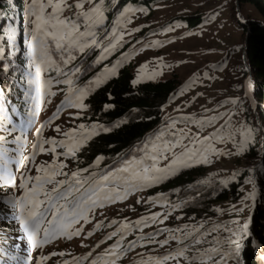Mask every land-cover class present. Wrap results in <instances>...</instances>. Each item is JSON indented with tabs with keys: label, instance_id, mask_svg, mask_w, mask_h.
Masks as SVG:
<instances>
[{
	"label": "snow or ice",
	"instance_id": "obj_1",
	"mask_svg": "<svg viewBox=\"0 0 264 264\" xmlns=\"http://www.w3.org/2000/svg\"><path fill=\"white\" fill-rule=\"evenodd\" d=\"M104 0H29L26 9V23L29 25L27 34L29 36V67L35 68L34 75L29 74L28 82L34 85L35 95L31 97L34 101L29 108L30 117H34L41 110L42 105L51 100L48 97H55L56 91H52V86L63 84L66 88L59 91L64 93V100L57 106L56 112L52 117L40 125L36 136L39 138L43 128L59 118V112L62 108L75 109V112H69L70 117L80 118V113L87 108L85 103L90 92L99 87L110 77L117 74L118 66L123 60L128 58V54H123V59L111 67L105 66L103 73L97 75L94 79L88 81L84 86H80L78 81L80 77L87 72V68L76 63L83 55H87L90 50L99 49V55L93 62L95 65L101 64L110 57L116 50L122 47L125 35H131V32L125 33L120 30V26L114 27L111 33H105L104 37H99V28L104 20L102 10ZM90 5L85 7V5ZM74 12L73 16L65 15V11ZM131 23V20H127ZM133 31H140L139 28ZM6 42H13L16 39V30L11 29L6 36H0ZM107 42L104 43L103 41ZM139 43V41H137ZM159 42H153L158 44ZM143 49H141L142 51ZM5 49L0 47V55H4ZM142 66L141 72H143ZM4 72L8 70V65H0ZM54 71L56 78H45V73ZM158 73L153 72L152 76ZM206 75V74H205ZM142 75L138 76L133 83H139ZM2 91V90H0ZM235 102V101H234ZM15 113L16 109H12ZM188 121L189 117H183ZM217 117L196 121L200 128L210 125ZM3 122H7L9 127L4 128ZM32 119H28L17 128L11 119L5 114L4 108L0 106V129L4 134H0V189H5L4 194L0 195V216L3 217L0 223L8 221L14 222L22 237L17 239H26L29 252L36 249H43L54 240L65 238L72 240L74 237H81L83 227H73V225L89 223V215L96 208L105 207L108 203H115L123 200L129 194L130 190H142L144 187L159 183L165 180L170 174L178 168L192 166L195 163H206L210 154H215V149L211 147L212 141L216 137H224L221 134L228 125L225 122L216 132L210 136L189 135L183 130L171 131L168 133L161 131L156 135L155 140L145 144L143 155L124 159L118 168H109L105 171L95 172L89 168H80L69 172L64 171L68 165L60 160L63 156L65 160L74 159L77 152L83 145L98 131H108L97 124L87 127L80 123L75 128H69L68 131H62L57 126L55 131L61 132L65 139H38L32 145L30 155H20V149L23 147V134ZM177 121H171L168 128H174ZM19 131L20 135H14ZM12 136L9 140L8 136ZM229 138L231 133L228 134ZM241 135L244 142L249 141L251 130L241 129ZM188 143L185 144L184 141ZM9 145H15L10 148ZM44 145H50L45 148ZM65 149L63 152H57V148ZM181 149L179 153L175 150ZM40 152H50L54 159L50 164L36 165V175L22 172L17 181V177L12 170V165H21L25 168L33 164L36 157V150ZM14 152L17 155H9ZM171 153V157L169 156ZM103 156H98L95 160V166L99 167ZM167 162L161 166L162 162ZM30 172V169H29ZM58 177H63L59 179ZM15 189L16 192L7 191ZM18 193V194H17ZM255 197V193H252ZM139 202V201H138ZM155 203V201H152ZM217 211H220L217 209ZM168 214L153 213L149 217H141L135 221V227L141 225L148 226L150 223L159 222L163 224L168 219ZM180 217H177L179 219ZM116 220H112L108 227L117 225ZM104 226L103 221L95 224V230ZM132 225L126 222H119V227L109 232L104 239L100 240L94 248L85 255L72 257L71 260L65 259L62 264H117L122 255L136 247V241H129L127 247L123 246L127 232ZM228 233L221 238L216 235L219 230ZM248 223H244L242 228L232 229L225 225L216 224L211 228H205L203 224L189 228L184 225L183 228L168 229L161 231L169 235L165 239H156L160 233H153L147 236H140V241L147 240L148 243H155L161 248L168 246L170 241H174L177 247L168 251L162 256H149L147 259L141 258L139 264H229L233 259L239 264L242 251L241 240L248 231ZM179 233V235H177ZM93 235V231L87 232V239ZM102 251L96 253L101 245L107 241H112ZM7 243V238L4 240ZM207 245V246H204ZM88 247V245H81ZM146 245L142 244L141 247ZM12 247L19 249V243H13ZM95 253V254H94ZM69 253L64 251H53L49 254H41L34 258V264H47L52 257H65ZM9 261H16V264H28V257L22 260L18 256L10 255L4 248L0 247V264H9Z\"/></svg>",
	"mask_w": 264,
	"mask_h": 264
},
{
	"label": "rangeland",
	"instance_id": "obj_2",
	"mask_svg": "<svg viewBox=\"0 0 264 264\" xmlns=\"http://www.w3.org/2000/svg\"><path fill=\"white\" fill-rule=\"evenodd\" d=\"M70 2L74 3L75 0H70ZM98 2L99 0H97ZM28 3L29 0H23L20 22L15 23L10 28V30H16L15 41L7 42L10 45V52H15L14 44H17L20 47L19 51L25 56L24 67L27 72L25 82L28 86L24 97L26 101L24 103L25 110L23 113L18 112L16 115L13 112L7 115L17 128L24 121L32 119V123L27 126L23 134V147L20 149V155L23 156L31 154L32 145L38 139L54 138L58 141L65 139L61 132L55 131L56 127L59 126L62 131H68L69 128H75L82 123L81 117L84 115V111H82L80 118L74 119L70 117L69 112H75V109L62 108L59 112V118L46 125L41 131L39 138L36 136L40 125L52 117V114L57 110V106L64 100V93L59 91V89L66 88V86L54 84L51 90L56 91L57 95L46 98V100H51V103L46 102L42 105L37 115L30 117L29 108L34 104L31 97L35 95V92L34 85L29 84L28 79L30 73L34 75L35 68L34 66L29 67V36L27 34L29 25L26 23ZM104 4L105 2L102 5L104 12L102 25L107 20L106 11L103 8ZM115 4L116 2L113 3L112 8H114ZM89 6L85 5L86 8ZM75 11L66 10L65 15L73 16ZM234 14L244 22L245 18L258 17L251 6H241L239 0H149L145 4L128 3L111 21L109 32L111 33L112 29L117 26H120V30L125 33L131 32V35H125L122 47L118 48L112 55L117 54L122 60L123 54H128V58L123 61L131 66L133 81L142 75L140 82L133 83V85L146 82H162L176 75L180 86L162 108L161 112L164 123V128L161 131L168 133L169 139L171 138V131L176 130H183L189 135L198 133L200 136H210L224 125L226 121L229 122L221 134L224 138L221 139L218 136L212 141L211 147L215 149V154L209 155L208 162L195 163L188 167L205 165L207 174L209 176L213 175L223 185L229 179L239 181L241 195L239 201L236 203L222 202L215 204L213 208L219 216L202 224L204 226L225 225L224 222L226 220L232 219L242 228L244 223H248L249 227L251 225L253 212L258 204L259 193L263 185L259 182L262 178L259 172L262 159L258 163L253 164V161L245 157L250 144L254 142V136L251 127L245 120L242 104L246 101L245 97L250 100L254 108L255 102L251 94L252 81L250 77L247 79L243 77L242 68L247 66L243 57L245 39ZM196 17L201 18L200 22L195 26H191V23L195 21L192 18ZM188 18L191 20H188ZM127 20H131V23H128ZM135 28H139L140 31H133ZM10 30L5 36L10 33ZM103 34L100 32L99 37H102ZM154 41L159 43L153 44ZM103 42L106 43L107 41L104 40ZM141 49L143 50L141 51ZM142 66H146L143 68V72H141ZM153 72L158 74L152 76ZM44 75L45 78L50 77L48 72ZM116 76L117 74L112 77ZM253 116L257 125H261L255 112ZM183 117H189L190 119L186 122L182 119ZM212 117H217V119L203 128H200L199 124L196 123V121ZM173 120L177 121L174 128L166 127ZM3 127H9L7 122H3ZM241 129L245 131L251 130L247 143L244 142ZM260 131L264 135L261 128ZM229 133H231L230 138ZM0 134H4L2 129H0ZM14 135H20L19 131L14 133ZM8 139L11 140L12 136H8ZM262 140L261 137L260 139L258 138V143H261ZM184 143L187 144L188 141L185 140ZM9 147L15 148L16 146L9 145ZM44 147L50 148L51 146L44 145ZM64 150L60 147L57 148V152H63ZM180 150L177 148L175 151L179 153ZM36 152L34 163L29 164L27 168L21 165L11 166L17 181L22 172L35 176L36 165L50 164L55 158L50 152L42 153L39 149ZM9 155L17 154L10 152ZM169 156L171 157V153H169ZM60 160H63L68 165L64 171L70 173L76 170L75 158L65 160L61 156ZM165 163L167 162H162L161 166H164ZM188 167L178 168L168 177L176 174L180 169ZM248 173L252 175V181L247 179L246 174ZM238 175H241V178H236ZM58 178L62 179L63 177ZM159 184L160 182L152 184L142 190H130L127 197L123 200L108 203L105 207L94 209L89 215V223L81 221L80 224L73 225L74 228L83 227L81 237H74L72 240L59 238L45 245L43 249L29 252L26 239H17V237H22L23 235L18 226L14 222L3 221V223H0V236L2 237L0 242L6 246V249L11 250L9 251L10 255L18 256L21 260L23 257H28V264H34V258L41 254H49L53 251L69 253V256L52 257L47 262V264H62L65 259L71 260L72 257L85 255L100 240L104 239L109 232L119 227V222L123 221L132 225L123 241V246L127 247L128 242L133 240L137 243L133 250L131 249V251L129 250L122 255L117 264H139L141 258L147 259L149 256H162L177 247L176 242L170 241V244L164 248L151 243V246L148 247L152 251L149 250L148 252V248L141 247L143 243L137 239L142 235H151L157 232H160V234L159 237H155L156 239H165L169 233L162 232V229L183 228L182 220L181 218L177 219L179 215L173 208L166 206L159 196L148 197L146 195L148 189ZM4 191L5 189H0V195H3ZM7 191L16 192L15 189H8ZM252 193H255L254 198ZM152 201H155V203ZM217 209L220 211H217ZM157 212L162 214L170 213V215H168L167 220H164L163 224L159 222V219H163V216H161L157 222L150 223L148 226L141 225L139 229L135 227L137 219L141 217L147 218ZM2 219L3 217L0 218V220ZM112 220H116L118 222L117 225L108 227ZM98 221H103L104 226L94 231L95 224ZM89 231H93V235L84 239L83 237L87 236ZM247 233L248 236H251L249 228ZM5 238H7V243L4 242ZM115 239L107 241L95 252L102 251L113 243ZM13 243H19L21 247L16 249L12 247ZM82 244L88 245V247H82ZM9 264H16V261L9 262Z\"/></svg>",
	"mask_w": 264,
	"mask_h": 264
},
{
	"label": "trees",
	"instance_id": "obj_3",
	"mask_svg": "<svg viewBox=\"0 0 264 264\" xmlns=\"http://www.w3.org/2000/svg\"><path fill=\"white\" fill-rule=\"evenodd\" d=\"M148 1L104 0L103 8L107 14V20L100 26L99 34L104 33L102 35L104 37L105 33H110L111 21L126 4H145ZM114 2L116 4L112 8ZM239 3L241 6H251L258 16L257 18H245V22H241L234 14L245 39L243 57L247 66L242 68L243 77L244 79L250 77L252 81L251 94L255 102L254 108L250 100L245 97L246 101L242 104L245 120L254 136V142L250 144L245 157L253 161V164L262 159L259 166L262 178L259 182L263 185L249 227L251 236L246 233L241 240L242 251L239 264H264V135L253 116L255 112L264 127V0H239ZM22 7L23 0H0V36L6 37L12 25L20 22ZM192 19L195 21L191 23V26H195L201 18ZM188 20L191 19L188 18ZM0 45L5 49L4 55L0 57V65H8L6 72L0 68V90H2L0 91V106L4 108L6 115L12 113L13 108L16 109V115L25 110L24 97L28 89L25 82L27 73L24 67L25 56L21 54L17 44H14L15 52L9 51L10 45L5 39H0ZM98 55L99 49L90 50L87 55L81 56L76 62L87 68V72L78 81L80 86L86 85L89 80L101 75L105 66L111 67L121 61L116 54L108 57L101 64L95 65L93 62ZM48 75L53 79L56 78L54 71H48ZM179 86L176 75L162 82L133 85L131 66L123 61L118 66L117 76L109 78L96 87L85 100L87 108L84 110L81 122L87 127L97 124L107 128L108 131H98L97 135L80 148L75 157V168H89L90 171L100 172L120 167L124 159L142 156L145 144L155 140L156 135L164 128L161 117L162 108ZM260 137L263 140L258 143ZM98 156H103L104 159L99 167H96L95 160ZM246 176L249 181H252L250 173ZM239 177L241 178V175L236 176V178ZM239 188L238 180L229 179L223 185L213 175L207 174L205 165H197L180 169L176 174L161 181L158 186L148 189L146 195L148 197L159 196L166 206L178 213L183 223L182 226L188 225L192 228L219 216L213 208L215 204L238 202L241 197ZM224 224L232 229L241 228L232 219L226 220ZM212 226H205V228ZM216 235L223 238L228 233L221 228ZM140 242L146 245L143 248H148V252L151 250L148 247L151 243L147 240ZM0 247L8 252L11 251L6 249L2 242H0ZM229 263L237 264V260L233 259Z\"/></svg>",
	"mask_w": 264,
	"mask_h": 264
},
{
	"label": "water",
	"instance_id": "obj_4",
	"mask_svg": "<svg viewBox=\"0 0 264 264\" xmlns=\"http://www.w3.org/2000/svg\"><path fill=\"white\" fill-rule=\"evenodd\" d=\"M241 22H244L241 18H239ZM260 128L262 129V132L264 133V128L259 124Z\"/></svg>",
	"mask_w": 264,
	"mask_h": 264
}]
</instances>
